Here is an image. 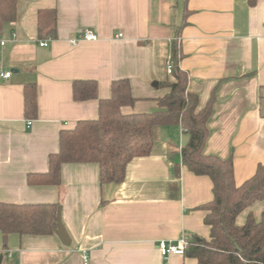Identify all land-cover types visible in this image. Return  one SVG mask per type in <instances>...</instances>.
I'll return each mask as SVG.
<instances>
[{
    "label": "crops",
    "instance_id": "0c3cea01",
    "mask_svg": "<svg viewBox=\"0 0 264 264\" xmlns=\"http://www.w3.org/2000/svg\"><path fill=\"white\" fill-rule=\"evenodd\" d=\"M52 12L55 36L41 38L38 27ZM83 29L98 38L72 45ZM0 37V201L57 203L70 238L64 245L54 232L11 233L4 246L0 232L2 264H198L157 248L161 240L210 233L202 206L213 199L212 182L182 163L179 125L156 126L151 152L127 164L121 183H100L95 162L62 164L58 185L29 184L27 175L48 170L60 130L97 117L113 80L128 78L137 98L122 112L157 109L177 37L179 65L199 107L214 90L203 151L231 158L242 183L264 161V0H17L16 18ZM75 79L95 80L98 97L75 101ZM28 82L37 85L35 119L24 115ZM263 210L264 199L255 201L236 221Z\"/></svg>",
    "mask_w": 264,
    "mask_h": 264
},
{
    "label": "trees",
    "instance_id": "16d2710c",
    "mask_svg": "<svg viewBox=\"0 0 264 264\" xmlns=\"http://www.w3.org/2000/svg\"><path fill=\"white\" fill-rule=\"evenodd\" d=\"M250 6L257 0H247ZM17 0H0V31L5 23L16 18ZM39 37L55 36V13L48 24L39 25ZM170 77L159 83L168 91L157 98V109L124 113L122 107L137 101L128 78L111 83L110 96L99 99L98 115L94 119L78 120L72 128L60 130L58 150L48 156V170L29 173V184L58 185L64 163L95 162L100 183H121L126 166L135 157L148 155L153 146L156 126L179 125L186 135L181 147L182 163L196 175L208 176L212 182L213 199L202 206L209 237L193 236L184 255L198 264H264V210L256 218L251 211L245 221L236 219L258 200L264 199V161L240 184L234 180L231 158L205 154L208 136L207 121L215 102L214 90L203 107L198 96L188 90V75L180 65L181 50L177 37L170 46ZM75 101L97 98V83L93 79L72 82ZM24 115L37 117V85L28 82L23 87ZM57 203H8L0 201V232L4 239L11 233L48 235L55 229Z\"/></svg>",
    "mask_w": 264,
    "mask_h": 264
},
{
    "label": "built area",
    "instance_id": "2783aa9c",
    "mask_svg": "<svg viewBox=\"0 0 264 264\" xmlns=\"http://www.w3.org/2000/svg\"><path fill=\"white\" fill-rule=\"evenodd\" d=\"M12 36L13 37L15 36L14 32L12 33ZM117 36L121 37L122 33H119ZM97 38L98 37L95 32L91 31L90 29H83L82 31L77 33L76 37L70 39V43L72 45H76L77 42L80 40H96ZM4 43H5V40H3L0 37V44L3 45ZM46 44H47L46 41L40 42V45H46ZM167 72L168 74L171 73V64L169 61L167 62ZM10 74H11L10 71H5L1 73L3 77H9ZM30 124H31V121H28V125ZM187 244H188V240L182 237L178 240L177 243H168L165 240H161L159 241L157 248H158L159 253L163 257H167L170 254L184 255Z\"/></svg>",
    "mask_w": 264,
    "mask_h": 264
},
{
    "label": "water",
    "instance_id": "95a60500",
    "mask_svg": "<svg viewBox=\"0 0 264 264\" xmlns=\"http://www.w3.org/2000/svg\"><path fill=\"white\" fill-rule=\"evenodd\" d=\"M154 85L156 86L157 83L155 82ZM54 233L59 238V240L61 241L62 244H64V245L69 244L70 238H69L68 232H67L64 224L62 223L60 207H58L57 212H56V216H55ZM2 260H3V254L1 253L0 254V264H2Z\"/></svg>",
    "mask_w": 264,
    "mask_h": 264
},
{
    "label": "rangeland",
    "instance_id": "374dc122",
    "mask_svg": "<svg viewBox=\"0 0 264 264\" xmlns=\"http://www.w3.org/2000/svg\"><path fill=\"white\" fill-rule=\"evenodd\" d=\"M169 78V77H168Z\"/></svg>",
    "mask_w": 264,
    "mask_h": 264
}]
</instances>
